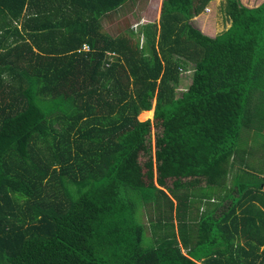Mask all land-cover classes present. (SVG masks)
Returning <instances> with one entry per match:
<instances>
[{
	"label": "trees",
	"instance_id": "16d2710c",
	"mask_svg": "<svg viewBox=\"0 0 264 264\" xmlns=\"http://www.w3.org/2000/svg\"><path fill=\"white\" fill-rule=\"evenodd\" d=\"M128 1L0 0V264H264V2L163 0L148 53Z\"/></svg>",
	"mask_w": 264,
	"mask_h": 264
},
{
	"label": "rangeland",
	"instance_id": "374dc122",
	"mask_svg": "<svg viewBox=\"0 0 264 264\" xmlns=\"http://www.w3.org/2000/svg\"><path fill=\"white\" fill-rule=\"evenodd\" d=\"M242 3H244L248 7H256L264 2V0H241ZM227 2V0H210L208 3V6L206 9L200 13L193 16V20L196 26H199L203 33L209 35V36H216L219 33H222L223 31L227 30L231 25V20L225 15L224 13V5ZM162 4L163 0H129L127 4L121 8L118 13L111 14L108 18H104L103 24L104 27L113 35H117L120 33L121 30H125L129 32V34H133L134 38L142 45L147 46V52L151 53V50L149 49L150 43L146 44L145 38L143 36V29L142 26L146 23H151V25H157V27H160V16L162 11ZM129 24V27H128ZM193 76L192 70H183L181 71V79L180 83L178 85V93H180L182 90H185L189 84L191 83ZM154 109H155V100L153 102V114L151 117H148L150 114L148 112H143L139 115V119L144 121L147 119H153L154 116ZM141 115L143 117H141ZM158 128L153 126L152 128V150L153 154L155 153V137L158 132ZM257 136H259L257 133L255 134V146L257 150H260V153H263V147H259L261 145V141H264V136L260 139ZM257 138V139H256ZM263 139V140H262ZM256 150V151H257ZM255 151V152H256ZM257 154V152H256ZM260 156H263L261 159L257 157L256 163H258L262 160H264V153ZM239 167V168H238ZM244 166L240 164V166H237L234 170H230V174L236 175L234 177L233 181L240 180L241 177L245 174L244 170L242 169ZM264 172V170H262ZM258 175H261L259 171H256ZM231 176V175H230ZM229 176V178H230ZM251 179L254 178L257 179L256 176L250 174ZM155 179H157V174L155 176ZM157 184V181H156ZM158 185V184H157ZM227 204V203H226ZM205 208V206H203ZM142 220L145 223V226L147 227V235L145 239V245L149 246L151 244V241L153 240L151 238L152 232L150 227V220L147 218L146 214H143ZM175 225H177V221L174 220ZM151 238V239H150Z\"/></svg>",
	"mask_w": 264,
	"mask_h": 264
},
{
	"label": "built area",
	"instance_id": "2783aa9c",
	"mask_svg": "<svg viewBox=\"0 0 264 264\" xmlns=\"http://www.w3.org/2000/svg\"><path fill=\"white\" fill-rule=\"evenodd\" d=\"M84 48H85V49H89L88 46H86V45L84 46Z\"/></svg>",
	"mask_w": 264,
	"mask_h": 264
},
{
	"label": "crops",
	"instance_id": "0c3cea01",
	"mask_svg": "<svg viewBox=\"0 0 264 264\" xmlns=\"http://www.w3.org/2000/svg\"><path fill=\"white\" fill-rule=\"evenodd\" d=\"M263 153H260V155H262Z\"/></svg>",
	"mask_w": 264,
	"mask_h": 264
}]
</instances>
